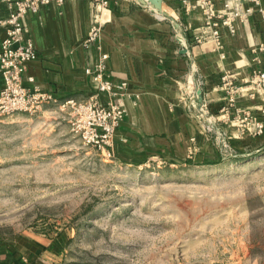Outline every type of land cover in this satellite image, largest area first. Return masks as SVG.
I'll return each instance as SVG.
<instances>
[{
  "label": "rangeland",
  "instance_id": "1",
  "mask_svg": "<svg viewBox=\"0 0 264 264\" xmlns=\"http://www.w3.org/2000/svg\"><path fill=\"white\" fill-rule=\"evenodd\" d=\"M226 159H106L47 105L0 116V242L42 264H264V144Z\"/></svg>",
  "mask_w": 264,
  "mask_h": 264
},
{
  "label": "crops",
  "instance_id": "2",
  "mask_svg": "<svg viewBox=\"0 0 264 264\" xmlns=\"http://www.w3.org/2000/svg\"><path fill=\"white\" fill-rule=\"evenodd\" d=\"M181 1L162 0L158 12L166 18L160 19L140 1L108 0L99 10L100 37L89 46H83L82 40L95 12L91 0H64L60 5H42L36 13L27 12L26 34L36 57L25 72L33 81L25 84L36 85L61 100L87 98L96 88L85 68L97 61L100 51L107 52L108 77L114 83H126L118 97L126 113L113 138L116 161L141 167L155 161L174 165L218 159L212 138L180 100L182 89L198 81L202 96L221 118L219 123L230 133L234 147H260L264 135H241L230 119L219 113L223 104L221 76L230 74L242 82L253 68L264 67V51L253 50L264 43L260 13L253 11L238 22L233 34L221 27L222 47L218 49L201 12L186 10ZM215 1L219 8L224 0ZM8 13V5L0 3V42L5 36L1 21ZM99 98L104 100L105 94L99 93ZM237 105L254 110L264 107V98L241 95ZM41 247L38 239L26 235L0 242V264H42Z\"/></svg>",
  "mask_w": 264,
  "mask_h": 264
},
{
  "label": "built area",
  "instance_id": "3",
  "mask_svg": "<svg viewBox=\"0 0 264 264\" xmlns=\"http://www.w3.org/2000/svg\"><path fill=\"white\" fill-rule=\"evenodd\" d=\"M64 0H0L8 5L9 13L1 21L5 26V36L0 42V116L16 112L34 114L44 106L52 105L69 116L70 131L76 135L84 146L91 147L101 153L106 159L113 158V138L119 124L125 117V108L118 100L123 94L126 83H114L108 77V53L100 51L97 61L86 67L85 72L93 82L96 91L84 99L69 97L57 99L51 92L36 85L29 87L25 81L32 82V76H25L29 62L36 57L34 44L27 36L25 15L36 13L42 5L54 3L60 5ZM118 1V0H117ZM139 2L140 0H133ZM184 8H197L204 20L205 26L211 28L216 48L221 49L220 28L226 27L233 34L237 23L245 21L249 14L258 11L264 23V4L262 0H224L221 7L215 0H182ZM243 2H247L244 7ZM95 9L92 23L82 40L83 46L97 43L102 30L99 10L107 6L108 0H91ZM160 19L166 18L156 8L145 0L143 3ZM254 51H264V43L253 48ZM201 82L186 85L181 92L180 100L187 110L194 114L202 123L203 132L212 138L219 158L226 159L237 154L231 143V135L220 125V117L210 108V102L200 92ZM219 88L223 92V104L219 113L230 124L236 126L238 133L251 136L264 135V107L254 110L250 107L237 105V98L245 95L247 98L261 96L264 98V67H255L242 82H237L230 74H223ZM99 93L105 94V99L99 98ZM231 115V118H229ZM194 147H192L193 151Z\"/></svg>",
  "mask_w": 264,
  "mask_h": 264
},
{
  "label": "water",
  "instance_id": "4",
  "mask_svg": "<svg viewBox=\"0 0 264 264\" xmlns=\"http://www.w3.org/2000/svg\"><path fill=\"white\" fill-rule=\"evenodd\" d=\"M141 3H145V0H140ZM150 4H152L157 11H161V2L162 0H148Z\"/></svg>",
  "mask_w": 264,
  "mask_h": 264
},
{
  "label": "trees",
  "instance_id": "5",
  "mask_svg": "<svg viewBox=\"0 0 264 264\" xmlns=\"http://www.w3.org/2000/svg\"><path fill=\"white\" fill-rule=\"evenodd\" d=\"M219 157V156H218Z\"/></svg>",
  "mask_w": 264,
  "mask_h": 264
}]
</instances>
